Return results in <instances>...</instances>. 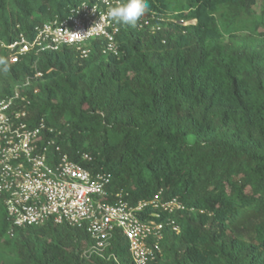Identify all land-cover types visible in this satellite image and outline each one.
Instances as JSON below:
<instances>
[{"label":"trees","instance_id":"16d2710c","mask_svg":"<svg viewBox=\"0 0 264 264\" xmlns=\"http://www.w3.org/2000/svg\"><path fill=\"white\" fill-rule=\"evenodd\" d=\"M79 1L0 0V100L18 92L29 122L43 118L45 138L110 173L130 204L160 189L182 201L180 231L164 228L152 264H264V0H149L135 27L121 25L117 56L94 40L86 58L62 47L10 62L19 33ZM0 207V264H132L118 231L105 255L84 256V227L8 235L2 195Z\"/></svg>","mask_w":264,"mask_h":264},{"label":"built area","instance_id":"2783aa9c","mask_svg":"<svg viewBox=\"0 0 264 264\" xmlns=\"http://www.w3.org/2000/svg\"><path fill=\"white\" fill-rule=\"evenodd\" d=\"M116 2L80 0L64 16L35 25L30 36L19 33L8 44L10 62H18L31 51L62 47H73L86 58L94 40L100 42L102 53L119 55L121 25L106 15ZM151 29L158 31L161 26ZM17 101H24L18 92L0 100V195L9 223L7 234L19 227L67 223L84 227L92 241L82 255L103 256L118 231L127 241L132 264H152L162 254L164 228L180 231L171 215L185 209L182 201L163 197L160 189L153 198L130 204L123 199V191L109 190L110 173H92L72 160L60 143L44 137L45 129L52 131L44 119L30 123L27 110L18 107ZM82 159L91 157L83 154Z\"/></svg>","mask_w":264,"mask_h":264},{"label":"clouds","instance_id":"9594fccd","mask_svg":"<svg viewBox=\"0 0 264 264\" xmlns=\"http://www.w3.org/2000/svg\"><path fill=\"white\" fill-rule=\"evenodd\" d=\"M149 11V0H117L108 8L106 15L118 25L135 27ZM0 63L6 62L0 60Z\"/></svg>","mask_w":264,"mask_h":264},{"label":"rangeland","instance_id":"374dc122","mask_svg":"<svg viewBox=\"0 0 264 264\" xmlns=\"http://www.w3.org/2000/svg\"><path fill=\"white\" fill-rule=\"evenodd\" d=\"M26 165H27V164H26V163H24V167H26ZM0 208H1V207H0Z\"/></svg>","mask_w":264,"mask_h":264}]
</instances>
